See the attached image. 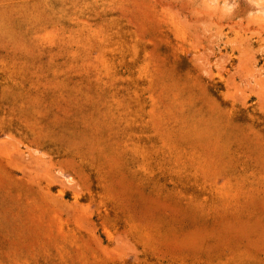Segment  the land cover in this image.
<instances>
[{"label":"rangeland","instance_id":"rangeland-1","mask_svg":"<svg viewBox=\"0 0 264 264\" xmlns=\"http://www.w3.org/2000/svg\"><path fill=\"white\" fill-rule=\"evenodd\" d=\"M0 264H264V0H0Z\"/></svg>","mask_w":264,"mask_h":264}]
</instances>
